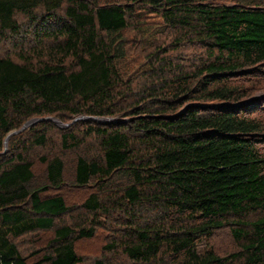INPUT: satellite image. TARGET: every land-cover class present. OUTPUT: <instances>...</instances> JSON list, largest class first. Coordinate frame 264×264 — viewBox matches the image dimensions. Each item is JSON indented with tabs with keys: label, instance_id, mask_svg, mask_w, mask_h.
<instances>
[{
	"label": "trees",
	"instance_id": "1",
	"mask_svg": "<svg viewBox=\"0 0 264 264\" xmlns=\"http://www.w3.org/2000/svg\"><path fill=\"white\" fill-rule=\"evenodd\" d=\"M133 1L159 13L174 32L175 47L197 43L205 59L187 70L156 58L157 49L147 58L158 63L149 75L159 80L131 102L125 93L132 82H123L118 63L124 55L120 33L136 15L132 4L0 0V38L22 33V15L54 46V56L37 63L0 57V150L5 137L34 115L116 119L86 122L84 137L61 136L66 149H78L85 137L98 144L96 156L80 153L74 164L73 182L95 187L81 203L85 222L56 226L70 208L62 195L44 194L63 184L61 157L41 158L47 184L33 187L25 150L0 162V264H27L13 239L48 229L53 237L42 263L77 264L75 241L93 237L98 217L115 212L127 221L107 247L120 248L133 263L264 264V120L237 103L246 90L231 80L264 66V0ZM44 134L31 144L44 146ZM224 227L235 251L198 250V240Z\"/></svg>",
	"mask_w": 264,
	"mask_h": 264
},
{
	"label": "rangeland",
	"instance_id": "2",
	"mask_svg": "<svg viewBox=\"0 0 264 264\" xmlns=\"http://www.w3.org/2000/svg\"><path fill=\"white\" fill-rule=\"evenodd\" d=\"M106 1V0H101ZM122 4H132L136 13L127 27L121 31L123 41L124 55L119 59V70L121 71L123 82L131 80L130 91H127L126 97L129 101L141 98L143 87L150 82L156 83L158 78H150L149 68L158 67L150 63L147 58L149 54L160 49L156 58L165 59L175 65L191 70L200 65L201 60L205 59L204 49L197 43L183 41L176 47L173 44L174 32L166 26L159 13L144 4L134 2L133 0H120ZM62 14V13H60ZM17 20L21 24V34L6 36L0 38V57L9 56L16 61L20 58H30L33 63L52 56L54 49L53 40L48 37L38 38L35 32L37 28L33 27L31 22L27 21L22 15H17ZM51 29L54 26H51ZM54 56V55H53ZM67 64L71 59L66 60ZM162 64V63H160ZM166 75H169L166 73ZM234 84L245 88L244 95L237 103L242 102V109L255 117L264 120V66H257L240 71L231 78ZM125 89V86H122ZM124 94V95H125ZM85 114H64L58 115H34L20 123V126L14 130V142L9 145L8 141L0 150V162L10 158L12 154L25 150L27 159L33 162L34 180L33 186H42L47 184L45 177V163L41 158L49 159L53 156H59L65 163L63 184L59 189H49L44 194L62 195L67 206L70 208L68 214L56 219V226L72 224L80 220H86L88 217L81 207L82 201L95 190L91 183L85 186H78L73 182V172L76 156L84 153L90 156H96L99 153L97 141L93 137L83 138L81 147L78 149H66L61 144L62 134L72 132L79 137H84L85 123L91 122L102 124L104 122L85 120ZM119 116V115H114ZM54 118L48 120L50 125L42 124L39 118ZM94 117V116H89ZM104 118V117H100ZM110 119L105 117V119ZM45 126V127H44ZM44 132L46 144L36 146L31 144L34 135ZM24 145V146H23ZM260 150L264 153V143L259 144ZM100 227L96 228L95 234L91 238H83L75 241V250L80 258L77 264H94L95 260L102 259L105 264H137L129 261L120 248H108L113 244L116 236L119 235L120 227L118 224L125 223L126 217L121 212L111 213V216H99ZM53 237V229L37 230L26 233L13 239L19 253L25 258L27 264H45L42 263V257L48 250V242ZM198 250H207L212 248L220 255H225L237 249V246L231 237L228 228L216 230L210 238H201L197 242ZM139 264V263H138Z\"/></svg>",
	"mask_w": 264,
	"mask_h": 264
},
{
	"label": "water",
	"instance_id": "3",
	"mask_svg": "<svg viewBox=\"0 0 264 264\" xmlns=\"http://www.w3.org/2000/svg\"><path fill=\"white\" fill-rule=\"evenodd\" d=\"M239 104H242V102H240ZM219 105H222V104H219ZM211 106H218V104L217 105H211ZM38 120H40V121H42V120H53L54 122H56L55 121V119L54 118H49V117H47V118H39ZM85 120H88V121H97V122H109V121H114V120H116V119H105V118H98V117H89V116H86L85 117ZM14 134V132L12 131V132H10L6 137H5V139H4V144H5V146H6V144H7V141H8V139H9V137L11 136V135H13Z\"/></svg>",
	"mask_w": 264,
	"mask_h": 264
}]
</instances>
